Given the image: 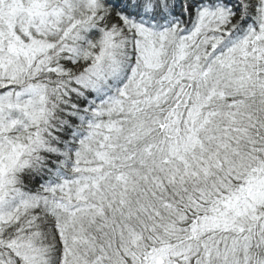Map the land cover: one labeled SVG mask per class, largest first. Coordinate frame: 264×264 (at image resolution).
Instances as JSON below:
<instances>
[{"label": "snow or ice", "instance_id": "6c2138e0", "mask_svg": "<svg viewBox=\"0 0 264 264\" xmlns=\"http://www.w3.org/2000/svg\"><path fill=\"white\" fill-rule=\"evenodd\" d=\"M0 264H264V0H0Z\"/></svg>", "mask_w": 264, "mask_h": 264}]
</instances>
